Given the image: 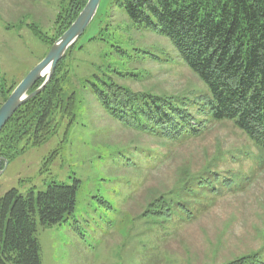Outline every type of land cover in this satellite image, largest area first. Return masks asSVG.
I'll use <instances>...</instances> for the list:
<instances>
[{"label":"rangeland","instance_id":"374dc122","mask_svg":"<svg viewBox=\"0 0 264 264\" xmlns=\"http://www.w3.org/2000/svg\"><path fill=\"white\" fill-rule=\"evenodd\" d=\"M70 1L0 0V92L14 91L49 53L28 26L55 38ZM64 57L63 87L78 97L74 117L56 114L44 143L26 140L7 165L1 162L0 197L81 180L75 213L60 225L39 227L43 264H225L264 248V151L232 121L197 114L204 134L172 144L124 127L100 104L96 87L112 83L157 96L209 95L166 36L134 22L117 0H102ZM3 100L0 93V106ZM120 152L139 156L136 167ZM206 166L233 178L238 189L209 197L206 208L195 204L201 213L190 222L175 217L161 228L140 219L152 198L175 186L181 170L196 174Z\"/></svg>","mask_w":264,"mask_h":264},{"label":"trees","instance_id":"16d2710c","mask_svg":"<svg viewBox=\"0 0 264 264\" xmlns=\"http://www.w3.org/2000/svg\"><path fill=\"white\" fill-rule=\"evenodd\" d=\"M117 1L134 22L158 29L171 41L207 86L209 95L191 100L187 96H157L106 84V90L96 87L95 91L109 115L126 128L172 144H184L204 134L205 124L197 114L208 121L229 120L264 151V0ZM87 2H69L57 19L55 38H48L35 25L28 27L51 49ZM64 59L46 89L24 104L3 128L1 158L10 162L17 146L26 140L33 139L35 145L44 143L54 133L56 114L74 117L78 97L63 87L60 69ZM43 82L40 80L31 92ZM12 91L0 92L3 102ZM123 153L120 152L126 164L136 167L139 156ZM141 158L153 161L152 155ZM180 172L172 189L151 199L141 220L161 228L175 217L190 222L201 213L195 204L206 208L213 202L209 197L219 198L226 190L238 189L233 178L210 166L196 174L188 169ZM72 179L71 185L53 182L44 191L32 190L23 196L13 189L0 197V264H43L39 227L60 225L75 213L81 180ZM101 202L111 208L109 202ZM225 264H264V248Z\"/></svg>","mask_w":264,"mask_h":264},{"label":"water","instance_id":"95a60500","mask_svg":"<svg viewBox=\"0 0 264 264\" xmlns=\"http://www.w3.org/2000/svg\"><path fill=\"white\" fill-rule=\"evenodd\" d=\"M102 0H88L85 8L79 14L69 29L57 39L47 56L36 65L16 87L6 102L0 107V134L15 113L28 101L40 95L51 82L59 62L67 51L84 35L89 25L94 20ZM43 84L31 92L33 87L43 80ZM5 165L8 161L0 157Z\"/></svg>","mask_w":264,"mask_h":264}]
</instances>
